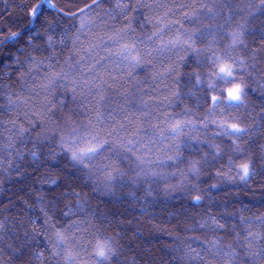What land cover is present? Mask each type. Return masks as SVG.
<instances>
[{"label":"clouds","instance_id":"1","mask_svg":"<svg viewBox=\"0 0 264 264\" xmlns=\"http://www.w3.org/2000/svg\"><path fill=\"white\" fill-rule=\"evenodd\" d=\"M52 6L59 15L45 17L41 26L14 48L9 49L5 41L16 39L23 30L9 28L0 33V148L8 158L7 168L17 158L24 164L14 177L7 168L3 171L9 179L17 175L21 179L26 171L34 173L33 183L17 197V214L2 219V230L5 222L19 225L17 239H27L20 248L12 243L7 247L16 255L27 247L24 264H139L125 243V222L102 208L113 198L115 189H103L117 179L127 178L135 184L139 178L172 174L161 166L175 162L180 130L197 123L178 118L180 110L172 111L181 95L185 73L206 83L207 103L197 113L202 117L199 124L208 135L222 136L228 142H210L212 159L225 149L243 155L246 142L230 135L235 131H226V126L233 123L245 131L243 114L227 106H247L253 91L249 78H256L250 70L254 65L241 53L225 55L219 49H208L212 53L208 65L186 67L189 50L198 49L180 28L174 27L180 20L168 18L172 9L156 12L149 0H52ZM145 9L143 19L135 15ZM187 15L190 13H182ZM34 19L30 16L29 24ZM133 55L138 62L131 59ZM225 65L230 74L221 73ZM221 77L231 83L224 85ZM237 87L241 99L234 103L228 91ZM133 103L136 108L131 107ZM89 146L96 150L79 155ZM198 164H191L188 171L199 173ZM245 164L249 169L246 177L241 167ZM255 171L251 155L235 162L228 155L219 168L204 174L212 179L203 189L198 188L190 201L207 198L215 203L209 188L214 191L224 183L242 185ZM185 180L187 173L177 183L162 184L159 197L148 185L147 196L171 199L187 187ZM188 184L196 186L194 181ZM232 195L239 196L240 190ZM229 211L224 205L219 211L209 207L194 214L195 223L201 229H215L209 239L219 243L231 230L219 217ZM178 212L170 210L165 215ZM235 213L242 214L243 209L236 208ZM252 215L259 219L264 212ZM113 221L118 226L114 227ZM147 223L150 230L164 235L190 238L151 220ZM58 234L63 236L62 242ZM40 240L44 247H38ZM97 240L109 242L112 249L103 258L95 255ZM191 252H195L193 259H204L195 249ZM0 264L5 261L0 259Z\"/></svg>","mask_w":264,"mask_h":264},{"label":"trees","instance_id":"2","mask_svg":"<svg viewBox=\"0 0 264 264\" xmlns=\"http://www.w3.org/2000/svg\"><path fill=\"white\" fill-rule=\"evenodd\" d=\"M102 2L107 3L109 0ZM149 2L156 12L162 13L170 7L172 11L168 12V18L180 20V24L174 27L180 28L184 37L198 49L195 52L189 50L186 67L203 68L208 65L212 58V53L208 49L213 51L219 49L225 55L241 53L250 65H254L250 70L255 73L256 78H249L253 91L247 106L242 107L238 104L227 106L229 110L243 114L246 130L231 132L230 135L246 142L245 151L241 155L229 153L228 149H225L212 159L214 150L210 142L215 140L222 145L228 142L224 141L222 136L208 135V130L199 124L198 121L202 117L197 116V113L207 103L206 83L203 78L197 82L190 73H185L180 84L181 95L172 111L180 110L181 117L178 118L194 119L197 123L185 125L180 130L175 162H167L161 166L172 174L139 178L135 184L127 178L117 179L114 185H107L103 189L111 192L114 187L115 195L102 205V208L111 211L114 216L125 222L123 225L125 243L139 264H264V217L257 219L256 215H252L264 212V164L261 163L264 160V78H261L264 73V0H175V3L173 0H149ZM60 6L63 7V4ZM129 11L132 9L129 8ZM145 11L147 9L137 10L135 15L143 19ZM184 12H189L190 15L182 16ZM53 14L59 15L57 8L52 6V0H0V33L9 28L13 31L23 30L16 39L5 41L8 48L23 43L28 34L41 26L45 17ZM30 16H34L35 19L29 24ZM237 33L240 34V39L233 43L234 34ZM221 81L224 85L231 83V80L223 77ZM131 107L136 108V104L133 103ZM184 108L187 110L184 111ZM168 135L174 136L176 133ZM228 155L232 156L233 162L251 155L256 171L242 185L224 183L214 191L209 188L208 191L213 192L216 198L215 203H210L207 198L202 202L192 203L191 195L195 194L198 188L203 189L208 180L212 179L204 174L211 169L219 168L226 162ZM7 159L4 150L0 148V160L3 161L0 163V181L3 182V187L0 188V219L12 218L17 214L20 207V200L17 197L27 191L33 183L34 175L26 171L21 179H9L3 171L7 168ZM196 162H199L200 172L193 174L188 168ZM23 167L24 164L17 158L11 168H7V172L14 177ZM185 173L187 180L184 183L187 187L177 196L164 200H153L147 196L148 185L159 197L162 184L177 183L184 178ZM188 181H194L196 186L188 184ZM237 190H240V195L233 196L232 192ZM222 205L230 211L219 218L228 224L231 230L224 234V238L218 244L213 245L209 237L214 235L216 230L201 229L195 223L194 214L205 212L209 207L219 211ZM236 208H242L243 213L233 214ZM176 209H179L176 215H165ZM149 220L170 232L173 230L181 232L190 238L176 239L173 235L150 230L151 225L147 223ZM188 221H191V224H188ZM113 226H118L116 221H113ZM18 228L19 225L9 226L5 222L4 230L0 231V249H3V252H0V259H3L5 264H24L26 259L24 253L27 247L19 255L7 247L8 243H12L14 247L20 248L22 242L26 241L25 237L17 239ZM31 246L36 245L33 243ZM38 247H44L43 240H40ZM192 249L204 259H193L195 252H191ZM9 256L12 257L11 260H8Z\"/></svg>","mask_w":264,"mask_h":264},{"label":"snow or ice","instance_id":"3","mask_svg":"<svg viewBox=\"0 0 264 264\" xmlns=\"http://www.w3.org/2000/svg\"><path fill=\"white\" fill-rule=\"evenodd\" d=\"M33 15H34V12H33ZM83 24L84 22H82L81 26L83 27ZM240 39V34H234V40H233V43H236L237 41H239ZM131 59L135 62H138L139 58L135 55H133L131 57ZM220 71L221 73H228L230 74L229 72V69H228V66H221L220 68ZM228 98L230 100H232L234 103L235 102H238L240 101L241 99V92H240V89L237 87L235 89H230L228 91ZM226 131H235V132H240L242 131V129L239 127V125L233 123L231 125H228L226 126ZM95 146H89L85 149H81L79 155L81 156H84V155H87V154H90L91 152L95 151ZM74 158H75V154H74ZM242 171H243V176L246 177L249 173V169H248V166L245 164V165H242ZM15 178H20L18 175L15 177ZM3 187V182L0 181V188ZM3 229V220L0 219V231H2ZM59 235V234H58ZM249 235H251V233H249ZM63 241V236L62 235H59V242H62ZM214 245L218 244L217 241H213L212 242ZM110 251H112L111 247H110V244L109 242L107 241H101V240H97V243L95 245V255L97 257H100V258H103L105 257Z\"/></svg>","mask_w":264,"mask_h":264}]
</instances>
